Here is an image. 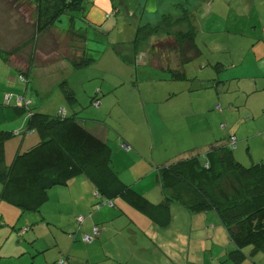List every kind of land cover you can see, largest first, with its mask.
<instances>
[{
  "label": "rangeland",
  "instance_id": "374dc122",
  "mask_svg": "<svg viewBox=\"0 0 264 264\" xmlns=\"http://www.w3.org/2000/svg\"><path fill=\"white\" fill-rule=\"evenodd\" d=\"M114 1L116 7L112 0H84V12L70 11V14L57 20L46 33L37 35L33 0H0V46L13 51L15 55L11 53V61L8 64L17 65L18 69L25 71V62L22 63L20 58H32L34 61L31 74L26 75L14 70L13 75L7 78L13 84L12 89L4 96L11 94L12 98L8 103L5 101V105L3 100L0 103V119L3 117L2 106L14 110L20 108L24 116L30 114L32 107L49 114H58L60 107H65L68 109L67 115L77 113L81 120L95 121L107 126L109 140L114 143V138L122 133L134 138L141 136L144 130L145 135L147 128L150 129L149 116L154 114L156 122L160 120L166 128V123L169 127L165 131L167 135L165 141L158 144L154 150L155 155L164 162L185 159L193 154L204 157L212 145L204 136L211 132L212 128L213 132L218 134L213 142L223 138L228 141L230 134L243 132L247 126L242 124L247 121L243 106L245 95L233 91L231 87L233 79H228L224 91L218 94L216 91L218 85L215 86L213 79L215 77L213 74L218 73L213 64L214 60L226 59L230 54L224 51L226 42L222 38L223 35L210 33V25H214L215 31H219L220 27L224 30L225 26L221 23V19L230 18L228 9L230 11L233 9L228 5V0H216L213 13H209L211 10L209 7L210 10L202 7L197 11L198 25L195 36L202 55L196 60L198 69L190 70L187 79L173 77L168 69H157L146 64L145 59L149 53L153 59L156 58L155 53L151 51L152 45L166 37L163 33L154 34L145 41L135 63L133 32L130 23L127 22L131 19L127 11L123 12L120 1ZM178 1L161 0L159 11L146 16L145 20L159 23L163 12L171 8L174 16L178 18L177 9L172 7ZM201 3L206 4V1ZM224 9H227L228 14L223 12ZM85 22L100 25L102 34L89 32ZM135 26L136 24L133 23V28ZM186 28L188 25L184 23L178 25L175 30H186ZM85 51H87L85 58H90V63L78 68L72 65L73 62L83 60L82 53ZM125 76L129 80L122 82L126 79ZM65 80L75 91L76 100L73 103L69 102L61 91L59 84ZM192 83L200 84L191 86ZM140 85L142 91L138 88ZM132 89L137 93L138 102L141 104L144 96V100L147 101V111L145 107L135 106L133 97H131L132 101L129 100L130 97H126V93H130ZM18 96H23L32 103L28 107L21 108L17 103ZM97 99L100 105H95ZM216 105H221L222 108ZM222 112L226 116L221 120ZM231 117L236 119V122H232ZM4 121L5 118L0 120V123ZM222 123H226L227 126L224 128L221 126ZM27 126L28 124L25 123V127L19 128L21 135L15 134L7 138L6 152L12 154L7 163L13 161L16 150L23 143L24 138L27 140L22 151L28 150L41 140L36 130L25 133ZM231 127L234 128L232 133L229 131ZM238 138L237 147L233 148L236 158L247 167L260 162L258 157L262 156V151L257 150L255 141L252 140L251 145L248 146L246 139L242 141L240 137ZM31 139H36V142L29 144ZM174 210V220L177 224H181L185 231L189 232L192 227L191 220H195L196 223L195 239L198 242L192 241L190 262L184 261V264H234L229 253L237 247L227 227L218 221L220 219L214 211L190 214L178 204L175 205ZM3 213L5 216L2 219ZM26 216H30V213L21 209L18 215L0 209V221L6 218L24 220ZM211 220L214 222L210 223ZM11 227H3L0 224V245L2 244L0 249L3 247V251H7L11 244L9 240L5 245L1 242L9 235ZM177 233L176 231L173 234L170 230L174 238ZM11 237L16 240L18 236L14 234ZM243 253L245 258L241 264H264V249L247 245L243 248Z\"/></svg>",
  "mask_w": 264,
  "mask_h": 264
},
{
  "label": "crops",
  "instance_id": "0c3cea01",
  "mask_svg": "<svg viewBox=\"0 0 264 264\" xmlns=\"http://www.w3.org/2000/svg\"><path fill=\"white\" fill-rule=\"evenodd\" d=\"M205 1L206 4L200 2V6L197 5V11L205 7L207 10L211 8L209 13H213L216 0ZM112 2L116 7V2L114 0ZM228 5L233 7L231 11L228 9L232 18L222 17L221 23L225 26L224 30L220 27L219 31H215L214 25H210V33L223 35L222 38L226 42L224 51L230 54V57L226 59L214 60L213 64L218 73L213 74L215 76L213 79H215V86L218 85V89L216 88L218 94L224 91L225 82L233 79L231 86L233 91L245 95L243 106L247 121L242 124L247 126L243 132L233 134L238 141V137L242 141L246 139L248 146L254 140L257 150L262 151V156L258 157V160L264 161V0H228ZM223 12L227 13V9ZM92 24L96 26L95 33L102 34V27ZM195 40L197 43V36ZM197 45L199 46L198 43ZM86 53L87 51L82 55L85 57ZM196 60L187 65L188 72L198 69ZM14 70L17 72L16 67L10 66L0 57V103L3 100V105L6 104L4 94L12 89L13 84L7 78L13 75ZM127 80H129L128 77L122 82ZM198 84L200 83H192L191 86ZM138 88L142 91L141 85ZM126 94L131 101L133 97L135 106L145 107V110H148L144 96L143 104H141L133 89ZM207 101L206 96V103ZM217 106L221 107V105ZM18 109L2 106L3 117L0 120L5 118L6 121L0 123V128L14 132V130H21L19 128L22 126L25 127V123L28 124V116H24L21 113L22 110ZM225 116L226 114L222 112L220 119L222 120ZM231 121L236 122V119L231 117ZM149 123L150 129L147 128L145 135L143 130L141 136L134 138L125 133L114 138L117 141L113 140L115 147L110 165L126 184L131 185L153 203L160 204L164 200V193L156 173L158 164L164 161L155 155L154 150L158 144L165 141L167 136L165 131L169 127L166 123V128L160 120L156 122L154 114L149 116ZM237 125L238 123L235 127ZM91 126L103 139L109 140L107 126L95 121L91 122ZM221 126L225 128L227 125L222 123ZM233 129L231 127L230 133ZM217 135L212 128V131L204 136L207 140L209 139L211 147L218 143H228L224 138L213 142ZM26 140L27 138H24L16 152L23 149ZM34 142L36 139H31L29 144ZM124 143L129 145L128 149L123 147ZM6 146L5 157L8 162L12 154L9 155L6 152ZM105 201L106 199L97 194L93 181L86 174L72 177L66 183L52 187L49 190L48 201L39 212L28 211L30 216H26L24 220H8L5 217L6 220L0 221L3 227L12 226L9 235L1 241L5 245L9 240L11 244L7 251H3V247L0 249V264H56L61 258H64L65 264H184V261L190 262L192 241L198 242L195 239L196 223L195 220H191L192 227L190 223L189 232L182 229L181 224H177L174 220V207L178 203L170 202L172 220L168 226L162 227L121 197H117L112 205L107 202L104 204ZM101 202L102 205L98 208L97 204ZM0 209L4 212L9 210V214L15 215H18L20 211L17 205L4 197L1 183ZM79 215L85 216L82 223L76 219ZM4 216L5 213L2 214V219ZM212 222L214 221L211 220L210 223ZM97 225L100 231L95 234L94 227ZM170 230L173 234L178 232L175 238L170 234ZM14 234L18 236L16 240L11 237ZM84 234L93 235V240L84 241Z\"/></svg>",
  "mask_w": 264,
  "mask_h": 264
},
{
  "label": "trees",
  "instance_id": "16d2710c",
  "mask_svg": "<svg viewBox=\"0 0 264 264\" xmlns=\"http://www.w3.org/2000/svg\"><path fill=\"white\" fill-rule=\"evenodd\" d=\"M83 2L33 0L36 34L46 33L70 11L84 12ZM185 14L184 18H176L171 12L165 13L159 23L142 24L132 38L138 56L150 36L166 35L152 45L151 51L156 58L153 59L149 53L145 62L157 69H168L173 77L178 78H187L190 75L187 65L202 54L195 40L196 14L191 11ZM184 23L188 25L186 30H175ZM86 25L89 32H95L94 24L89 22ZM11 53L13 55V51L0 46V57L6 62L11 61ZM20 60L25 62V71L18 69L17 65L13 67L22 74L31 73L33 59L21 57ZM90 60L84 57L72 65L78 68ZM59 85L65 98L73 103L75 91L69 82L61 81ZM34 108L27 114L26 130H36L41 140L26 151H17L10 163L5 157V142L9 136L15 135V131L0 128L3 195L23 212H39L48 201L52 187L86 174L107 204L112 205L117 197H121L162 227L168 226L172 220L170 202L178 203L190 214L214 211L237 247L229 253L234 264H241L245 258V246L264 249V161L248 167L243 165L233 151L238 142L236 135L230 134L228 143L212 146L202 158L200 154H193L185 159L158 164L156 174L164 200L156 204L126 184L112 169L110 162L115 146L97 134L91 126L92 121L81 120L77 113L49 114ZM233 136L237 140L235 146L231 144Z\"/></svg>",
  "mask_w": 264,
  "mask_h": 264
},
{
  "label": "flooded vegetation",
  "instance_id": "af4514ba",
  "mask_svg": "<svg viewBox=\"0 0 264 264\" xmlns=\"http://www.w3.org/2000/svg\"><path fill=\"white\" fill-rule=\"evenodd\" d=\"M161 1V0H160ZM186 1V2H184ZM205 0H183V1H178L177 3H175V5H173L172 7L176 8L178 13H179V16L184 18L186 17L185 15V12L186 11H191L193 14H196L197 15V3H199V6H200V2H202ZM160 4V2H159ZM121 8V7H120ZM127 10L123 8V12H126ZM159 11V10H158ZM172 13V8L169 10V11H164L163 13ZM130 19L132 20H127V22H129L131 25V28H132V32L134 33L135 30H137V28H139L142 24H145L147 22H152V20H145V17L150 15V13H147L146 11H144L143 9H138V11L133 14V15H130L128 13ZM163 16V15H162ZM133 23L136 24V26L133 28ZM133 46V45H132ZM133 49V48H132ZM142 49V48H141ZM141 51V50H140ZM134 56H135V63H136V57H137V52L135 50V47H134ZM139 54H141V52H139ZM145 56V55H144Z\"/></svg>",
  "mask_w": 264,
  "mask_h": 264
},
{
  "label": "built area",
  "instance_id": "2783aa9c",
  "mask_svg": "<svg viewBox=\"0 0 264 264\" xmlns=\"http://www.w3.org/2000/svg\"><path fill=\"white\" fill-rule=\"evenodd\" d=\"M23 78V77H22ZM12 98V95L11 94H6L5 95V101L8 103L9 102V100ZM17 103L21 106V107H28V106H30V104L32 103V101H30V100H26L25 99V97H23V96H18L17 97ZM95 105H100V102L97 100L96 102H95ZM59 113L60 114H66L67 113V109L65 108V107H60V109H59ZM26 131H28V130H25V133H26ZM20 133V131L18 130V131H15V134H19ZM231 144H233L234 146L236 145V142H237V140H236V137H232L231 138ZM123 145V147L124 148H126V149H128L129 148V145L128 144H126V143H124V144H122ZM106 203V201L104 202V204ZM102 205V203H99V204H97V207L99 208L100 206ZM78 221L81 223V222H83V220L85 219V216L84 215H79L78 216ZM94 233L95 234H98L99 233V228L96 226V227H94ZM83 239H84V241H87V242H90V241H92L93 240V235H90V234H84L83 235ZM56 264H65V260H64V258H61L58 262H56Z\"/></svg>",
  "mask_w": 264,
  "mask_h": 264
},
{
  "label": "water",
  "instance_id": "95a60500",
  "mask_svg": "<svg viewBox=\"0 0 264 264\" xmlns=\"http://www.w3.org/2000/svg\"><path fill=\"white\" fill-rule=\"evenodd\" d=\"M121 6L127 10L130 15L135 14L138 9H143L147 13H157L160 0H119Z\"/></svg>",
  "mask_w": 264,
  "mask_h": 264
}]
</instances>
